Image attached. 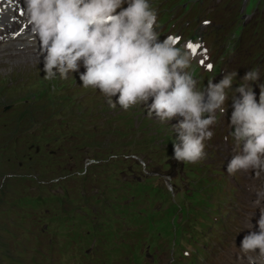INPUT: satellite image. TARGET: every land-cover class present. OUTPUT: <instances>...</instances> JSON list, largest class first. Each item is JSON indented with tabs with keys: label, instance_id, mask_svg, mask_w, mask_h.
Here are the masks:
<instances>
[{
	"label": "rangeland",
	"instance_id": "rangeland-1",
	"mask_svg": "<svg viewBox=\"0 0 264 264\" xmlns=\"http://www.w3.org/2000/svg\"><path fill=\"white\" fill-rule=\"evenodd\" d=\"M207 1L218 2L219 0ZM183 2L184 7H190V0H183ZM160 3L164 12L172 9L171 0H161ZM35 71H25L23 78L29 77L33 81L31 84L26 79L29 83L27 86L24 83L16 84L15 70L9 67L0 68V104L23 101L27 98L26 94L53 95L52 89L61 87V82L65 81L58 77L45 80L42 78L43 73L38 76ZM71 86H74V83L67 81L61 92L70 94ZM82 92L100 100V107L86 112L98 115L96 121L99 122V127L96 125L95 127L91 120L82 118L77 123L58 129L53 137L47 136L44 144L50 145V151L42 152L34 158L32 162L35 164L34 171L31 169L32 174L27 173L29 177L31 175L32 177L23 183L12 182V178L9 181L3 180L4 174L10 172H6L8 168L6 162L0 161V185H2L0 186V247L3 251L8 253L9 257L21 255L25 262L34 253L46 255L50 235L44 234L41 228L46 222L47 214L52 215L51 223H54V231L59 238L57 247L62 257L61 264H82L83 259L86 258L84 254H81V250H85L82 246L87 243L88 235L84 236L82 230L84 233L88 232L93 238L96 237L95 233L99 235L102 238V247L128 264L142 263L138 262L140 246L143 243L150 244L148 237L159 241L155 238L154 232L171 230L177 247H180V241L190 245L209 244V240L215 237L216 232L223 227L211 217L226 214L227 205L233 203L234 198L230 191L232 181L226 178L221 179V175H216L213 170L201 166L198 161L187 164L179 180L174 181L176 187H181L180 181H187L190 183V188L177 190L176 193L168 192L161 187L158 178H151L145 182L124 180L129 169L137 170L136 163L132 160L121 158L119 161L110 162L101 167L92 165L85 169L84 174H81L83 159L78 150L103 146L116 149L124 147L139 154V147L142 145L147 151L154 150L155 154L150 156L153 160L156 154L163 155L166 148L171 143L174 144L176 140L173 131L159 135L158 138L153 139L164 144L156 149L154 143H149L140 136L142 133L140 126L147 124L143 116H136L135 112L124 110L119 105L116 108L110 107L107 98L99 95L98 89L83 88ZM54 98H51L52 102H49L48 106L56 103ZM61 99L64 102H60L62 104L68 105L71 102L64 96ZM32 105L36 112L33 119L37 114L36 125L39 127V123L46 121L51 128H54L55 123L50 121L53 117L50 112L38 111L42 106L46 109L47 107L41 103ZM145 107L147 106L143 103L132 106L136 112L144 110ZM79 126L82 129L78 135H75ZM38 127L34 129L35 135L39 134ZM101 129H103L102 135L98 138L96 135L100 134ZM5 131V135L0 137V145L7 144L8 138L14 134L7 128ZM108 136L114 137L110 143L105 140ZM55 152H59L57 156H61L62 163L57 160V157L51 156ZM16 159L23 160L20 155H17ZM32 163H26L24 166L32 168L30 165ZM157 164L164 163L159 160ZM12 165L15 167L14 164ZM68 166L72 168L64 172L71 175L73 171L75 176L64 182L46 184L55 173ZM20 171L26 173L29 169L21 168ZM15 173L18 171L16 170ZM46 178L49 180L44 181V184L38 183ZM208 184H210L209 187ZM246 210L244 203L236 206L238 229L231 227V231L240 234V230H247L250 227L252 219L249 218ZM95 218L97 221H94ZM219 218L221 219L222 216L220 215ZM231 243L232 239L228 243L227 250L230 249ZM52 258V264H55ZM90 259L92 261L89 264H107L106 255L103 252ZM216 259L219 260L218 264H223V256ZM6 261L9 260L3 259L1 264H5Z\"/></svg>",
	"mask_w": 264,
	"mask_h": 264
},
{
	"label": "clouds",
	"instance_id": "clouds-1",
	"mask_svg": "<svg viewBox=\"0 0 264 264\" xmlns=\"http://www.w3.org/2000/svg\"><path fill=\"white\" fill-rule=\"evenodd\" d=\"M22 16L30 42L40 45L45 80L67 79L82 62V87L98 89L110 107L128 110L151 99L149 116L161 122L179 118L173 125L175 160L196 163L204 157L205 141L214 135L209 129L217 112H225L226 90L233 89L238 73L197 89L189 71L191 51L171 36L160 39L149 0H24ZM259 79V69H252L234 88L230 134L238 151L227 164L229 174L251 171L257 180L264 177V83L256 85L258 100L253 89ZM253 191L259 207L264 184ZM240 252L250 262L249 254L264 257V210L243 236Z\"/></svg>",
	"mask_w": 264,
	"mask_h": 264
},
{
	"label": "snow or ice",
	"instance_id": "snow-or-ice-1",
	"mask_svg": "<svg viewBox=\"0 0 264 264\" xmlns=\"http://www.w3.org/2000/svg\"><path fill=\"white\" fill-rule=\"evenodd\" d=\"M188 47H189V48H191V47H192V45H191V44H189V45H188ZM209 67H211V66H209Z\"/></svg>",
	"mask_w": 264,
	"mask_h": 264
},
{
	"label": "trees",
	"instance_id": "trees-1",
	"mask_svg": "<svg viewBox=\"0 0 264 264\" xmlns=\"http://www.w3.org/2000/svg\"><path fill=\"white\" fill-rule=\"evenodd\" d=\"M32 95H33V94H32ZM28 96H30V95H28V94L25 95V97H28Z\"/></svg>",
	"mask_w": 264,
	"mask_h": 264
}]
</instances>
